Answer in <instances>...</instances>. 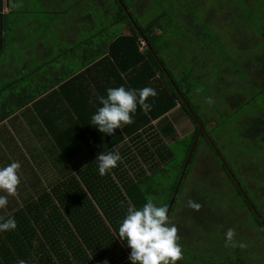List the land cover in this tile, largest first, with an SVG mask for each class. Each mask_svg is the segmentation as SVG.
Segmentation results:
<instances>
[{"label": "rangeland", "instance_id": "1", "mask_svg": "<svg viewBox=\"0 0 264 264\" xmlns=\"http://www.w3.org/2000/svg\"><path fill=\"white\" fill-rule=\"evenodd\" d=\"M69 1L72 3V8L68 12L73 13L75 17L79 14L89 15L90 21L95 26L94 30L87 32L88 34L82 35V33L81 36L91 34L93 39L109 40L118 33L129 32L125 21L114 22L118 6L113 3V0ZM124 2L123 14L131 23L133 17L141 28L146 29L153 25V19H157L155 26L151 27L154 33L156 32L151 34L156 51V54L154 52L153 54L163 61L182 90L189 88L190 93L186 97L199 124L202 123L208 135L207 139L203 135L198 136L192 160H189L188 169L186 167L184 171L178 189L177 202L171 213V223L178 228V243L181 247L195 245L192 242L193 239L186 235V229H190L194 211L187 206V201L189 199L198 201L201 193L204 194L201 192L202 189L210 186L223 194V201L219 204L218 211L225 214L217 227L218 230L235 228V236L238 237L235 241L247 245L251 259L254 258L256 261V258H262L264 236L254 223L243 199L230 180H227L217 161L218 154L216 157L211 146L216 147L227 165L242 181L249 198L256 204L264 218V128L257 134H255L256 128L254 129V126L264 124V79L262 80L264 55L262 49H258L260 44H254L248 48L240 47V42H245L244 45L247 47L249 38L246 36L240 38L236 34L237 30L244 31L246 28L245 32L250 36H258L253 29L259 30L261 24H264V0H133V2L124 0ZM33 16V12L27 13L25 18L15 14L8 16V27L4 36L6 48L0 54V61L12 60L9 65L12 68L8 67L9 71H2L0 66V87L2 88L5 83L8 84V87L2 89L3 96L11 90L18 92L29 86L38 87L40 73L39 70L32 68L40 66L39 53H46V48L50 46L52 51L49 55L54 57L59 54L60 46L53 44L58 41L59 35L51 22H41L37 25L28 21L31 24L29 27L24 19L34 20ZM200 22H203L202 29L205 37L194 35V32H197L194 28H199ZM249 27H253L252 30ZM81 49L84 48L81 47ZM245 61L249 62V64L245 63L246 67ZM78 62L79 60L73 66ZM23 65L26 67L25 72L22 73L20 66L23 67ZM54 65H59V62H54ZM8 74L14 76H8ZM1 94L0 109L3 103ZM243 98L248 101V107L244 104L246 102L242 101ZM209 99L211 103L208 102ZM239 106L241 108L235 114L234 111ZM178 107L177 112L174 111L175 114L166 112L157 118L164 117L162 122L175 125L172 116L178 115V112L184 116L177 118L180 120L176 121L174 126L177 131L164 137L165 143L172 151V158L165 164L167 175H161L162 177L159 178L161 185L158 187L164 190L163 193L173 184V179L179 173L182 176L195 127L192 120L181 109L178 110ZM164 127V129L168 128ZM201 132L206 136L203 130ZM40 144L41 147L44 146L43 142ZM24 165L29 167L26 162ZM65 165L67 163L62 158L60 166L65 167ZM33 169L36 170L35 166ZM47 177L51 186L56 183L58 175L48 174ZM157 177L159 175L154 178ZM44 185V180H41L40 186L43 188ZM26 186L28 187V185L24 187ZM18 187L23 185L19 184ZM18 187V195L10 196L11 201L14 200L16 203L24 199ZM31 187L39 190L38 184ZM154 199L156 200V196ZM6 208L0 209L1 216L7 213ZM221 242L222 239L219 238L218 250H221L219 245ZM183 251L184 248H182ZM197 256L199 260L205 259L202 258V254Z\"/></svg>", "mask_w": 264, "mask_h": 264}, {"label": "trees", "instance_id": "2", "mask_svg": "<svg viewBox=\"0 0 264 264\" xmlns=\"http://www.w3.org/2000/svg\"><path fill=\"white\" fill-rule=\"evenodd\" d=\"M130 1L133 2V0ZM1 3L2 0H0V7ZM113 3L118 6L114 22L125 21L129 32L112 36L106 41L105 50L109 59H112L113 71L123 73V77L121 76L118 82L126 89L152 87L156 90L157 96L149 97L146 101L151 105V110L145 112L138 105L133 114L134 122L124 125L122 129H115L116 135L103 137L91 135L93 142L89 143L93 145V150L89 153L83 151L87 136L82 132V126L68 127L67 131L50 127L49 130L54 139L52 144L59 147V154L66 161L65 167L68 170L63 172L61 178H57L56 183L48 190H43L29 198L25 197V200L15 205H9L7 213L2 217L4 219H7L9 215L14 217L16 228L0 231V264H17L19 260L26 261V264H103L105 259L108 264H132L128 259L131 249L126 241H121L118 235L113 234L114 230L118 234L119 222L126 214L128 202L131 201L140 208L147 202V198L151 197L157 206L168 207L169 205L180 173L173 179V184L165 193L158 186L161 185L160 176L167 175L165 164L172 158V151L165 143L164 137L173 134L175 129L171 123L162 122L164 117L158 120L159 126L151 125V121L178 104V108L186 113L195 125L189 152L198 130V124L189 109L193 113L194 111L186 97L190 91L189 88L182 90L178 86L163 61L155 55L153 35L151 36L154 29L152 30L151 27L157 19L152 20V26L146 29L141 28L131 16L130 11L128 13L132 17V23L123 14L124 0H113ZM3 15L0 13V53L4 49ZM202 26L203 22H200V27L194 28V31H197L194 35L205 37ZM252 28L249 27L251 30ZM254 29L253 31L260 36L257 44L261 45L259 48L264 52V24H261V29ZM245 30H237L240 38L244 37L242 34L246 33ZM143 41L146 43L144 44ZM244 43L242 42V45ZM180 95L185 101L180 98ZM244 99L242 101H245L244 104L248 107V101ZM240 108L239 106L234 113L237 114ZM2 119L3 115L0 116V121ZM160 123H162L161 126ZM261 125L254 126L257 131L255 134L263 130L264 124ZM164 126L168 128L164 129ZM81 132L83 135H80ZM90 132L92 133L91 130ZM205 133L206 136L202 132L199 136L203 135L207 139L206 130ZM75 135L78 140L71 138ZM125 137L126 140H124ZM211 149L217 157V152L212 146ZM109 151L119 152L121 160L117 162L115 168L101 176L96 159L101 152ZM192 156L193 154L190 161ZM217 161L264 236V218L256 204L249 198L242 181L228 165L257 214L218 157ZM184 162L185 160L181 167ZM154 175L159 177L154 178ZM201 192L204 194L201 193L198 201L196 200L201 205V209L195 213L192 212L190 229H186V235L193 239L192 242L196 246L183 245V259L177 264H264V256L260 259L256 258L255 261L254 258L251 259L247 248L225 247L226 230L217 228L225 214L218 211L219 204L223 201V194L210 186L204 187ZM177 194L168 214L170 221L177 202ZM230 206L235 207V205ZM2 222L0 220V223ZM219 238L222 239L219 243L221 250L217 247ZM236 238L238 239L235 236L234 239ZM200 254L205 259L199 260L197 255ZM90 255H92L91 259H89Z\"/></svg>", "mask_w": 264, "mask_h": 264}, {"label": "crops", "instance_id": "3", "mask_svg": "<svg viewBox=\"0 0 264 264\" xmlns=\"http://www.w3.org/2000/svg\"><path fill=\"white\" fill-rule=\"evenodd\" d=\"M13 3H20L22 7L13 8ZM71 8L72 3L69 0H2L0 7V13L4 14L2 17L5 22L4 36L8 27L9 15H22L25 18L29 12L34 13V20L24 19L27 26L30 27L31 25L28 21L37 25H40L41 22L50 21L59 35L58 41L53 43L60 46L59 54L54 57L49 55L52 47L48 46L46 53H39L38 55L40 66L32 68L39 70L40 73L38 87L29 86V88L26 87L18 92L11 90L5 96L1 93H3V88L8 87V84L5 83L2 88L0 87L3 102L1 104L2 109H0V116L3 115V119L0 121V167L7 166L13 161H19L21 167L18 170V175L22 180L19 184H22L23 187L18 188L21 189L24 200L25 197L35 196L43 190L49 189L48 174H56L58 178H61V174L68 170L66 167L60 166L62 165L60 149L52 144L54 139L50 133V127H58L67 131L68 127L82 126V132L87 136L83 151L88 153L93 150V145L89 143L93 142L91 135L96 134L103 137L117 133L116 130L111 135L101 133L91 123V116L95 114L98 107H102L98 100L99 96L106 97V90L110 87L124 86L118 82L123 75L119 74L117 70L113 71L112 59H109L105 50L108 40L93 39L91 34L81 36L82 33V35L88 34L87 32L95 29L89 15L79 14L75 17L73 13L68 12ZM81 28L86 31L81 30ZM242 36H247L248 40L251 41L247 43V47L240 42L239 46L244 48L257 44L260 37L259 35L252 37L248 33H244ZM5 48L6 40L4 38V49L1 53L4 52ZM77 60H79L78 64L73 66ZM11 61H0L2 71H9L8 67L12 68L9 66ZM54 62H59V65L55 66ZM245 63L249 64L245 61V67ZM25 67V65L20 66L22 73L25 72ZM254 72L256 73V71ZM8 76L14 75L8 74ZM177 107L178 104L168 112H171L172 115L175 114L174 111L177 112ZM177 114L172 116L175 125L176 121H180L177 119L178 117H184L180 112ZM158 120H152L151 125L158 124ZM174 129L177 131L176 127ZM82 132L80 135H83ZM75 137L71 138L78 140L77 135ZM41 142L44 143L42 147ZM25 162L27 165L29 164L30 168L25 167ZM33 166L36 170L33 169ZM41 180L45 182L43 188L40 186ZM37 184L39 190L31 187ZM25 185L28 187L25 188ZM0 195H6V193L0 191ZM11 199L9 196L6 210L9 209V205L21 202L16 203Z\"/></svg>", "mask_w": 264, "mask_h": 264}, {"label": "clouds", "instance_id": "4", "mask_svg": "<svg viewBox=\"0 0 264 264\" xmlns=\"http://www.w3.org/2000/svg\"><path fill=\"white\" fill-rule=\"evenodd\" d=\"M13 8H20L22 4L13 3ZM107 95L99 96L98 100L102 107H98L91 116V123L101 133L113 134L115 129H122L124 125L133 123V114L137 106L147 112L151 105L147 103L149 97H156L157 92L152 87L142 89H126L124 86L110 87L106 90ZM211 103V99L208 101ZM121 160L119 152H101L96 159L98 171L101 176L117 166ZM19 161H13L7 166L0 167V191L6 195H0V209L6 208L8 197L18 195L17 187L20 183L18 170ZM123 203V202H122ZM187 206L194 211H199L201 205L189 199ZM0 231H10L16 228V220L11 215L7 219L0 216ZM118 235L121 241H126L131 249L128 259L132 264H177L183 259L182 247L178 243V228L171 223L166 205L157 206L151 197L142 207L137 208L131 201L128 202L126 214L119 222ZM235 228L229 227L225 231V247L246 248L244 243H238L234 237ZM92 255L89 256L91 259ZM17 264H26L19 260ZM103 264H108L107 259Z\"/></svg>", "mask_w": 264, "mask_h": 264}, {"label": "water", "instance_id": "5", "mask_svg": "<svg viewBox=\"0 0 264 264\" xmlns=\"http://www.w3.org/2000/svg\"><path fill=\"white\" fill-rule=\"evenodd\" d=\"M143 43L145 44L146 41H143ZM180 98H181L183 101H185L182 95H180ZM185 104H186V106H188V104H187L186 102H185ZM188 108H190V107H188ZM189 110H191V109H189ZM191 113L193 114L195 120H196L197 123L199 124V122H198L196 116L194 115V113H193L192 111H191ZM199 127H200V129H199V130L197 131V133H196V136H195V138H194L193 144L191 145V148H190V151H189V154H188V158H187L186 163H185V165H184V168H183V171H182V174H181L182 176H180V178H179V180H178V183H177V185H176V187H175V190H174V192H173V194H172L171 200H170L169 205H168V207H167V208H168V214H169V211H170L171 206H172V204H173L174 198H175V196H176V194H177V191H178V189H179L181 179H182V177L184 176V175H183V174H184V171H185V169H186V167H187V164H188V162H189V160H190V157H191V155H192V152H193V149H194V147H195V144H196V141H197V139H198V136H199L201 130H203V132H205L204 127H202L200 124H199ZM213 148H214V151L217 152L218 157H219L220 161L222 162V164L227 168V170H228L230 176L232 177V179L235 180L236 185L239 187V189L241 190V192H242L243 195L245 196V198H246V200L248 201L250 207H251L252 210L256 213V209L254 208V206L252 205V203L249 201L247 195L244 193L243 188L240 186L239 180H237V178L235 177V175L232 173V171L230 170V168L228 167L227 163L225 162V160L223 159V157L221 156V154L218 152V150L216 149V147L213 146ZM256 214H257V213H256Z\"/></svg>", "mask_w": 264, "mask_h": 264}, {"label": "bare ground", "instance_id": "6", "mask_svg": "<svg viewBox=\"0 0 264 264\" xmlns=\"http://www.w3.org/2000/svg\"><path fill=\"white\" fill-rule=\"evenodd\" d=\"M191 112V111H190Z\"/></svg>", "mask_w": 264, "mask_h": 264}]
</instances>
